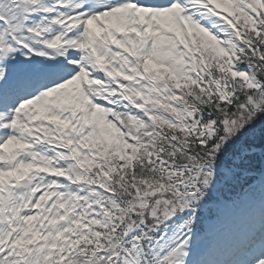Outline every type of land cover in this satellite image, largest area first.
Masks as SVG:
<instances>
[{
  "label": "snow or ice",
  "instance_id": "obj_1",
  "mask_svg": "<svg viewBox=\"0 0 264 264\" xmlns=\"http://www.w3.org/2000/svg\"><path fill=\"white\" fill-rule=\"evenodd\" d=\"M0 264H264V0H0Z\"/></svg>",
  "mask_w": 264,
  "mask_h": 264
}]
</instances>
